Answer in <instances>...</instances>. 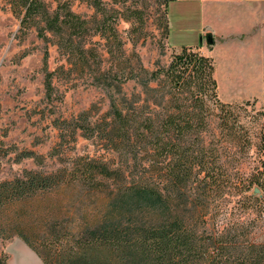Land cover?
<instances>
[{"label": "rangeland", "instance_id": "rangeland-1", "mask_svg": "<svg viewBox=\"0 0 264 264\" xmlns=\"http://www.w3.org/2000/svg\"><path fill=\"white\" fill-rule=\"evenodd\" d=\"M39 1L42 14L36 24L26 29L22 18L5 0H0V184L22 176L24 171L56 175L63 183L52 191L0 208V264H45V260L54 264L67 260L69 253L75 256L71 260L74 264H154L140 251L130 249L126 250L128 261L119 260L114 250L96 241L105 229L126 227L130 220L142 219L148 213L161 214L160 210L148 212L144 204L132 202L123 191L126 184H138L142 176L150 177L152 169L144 164L142 155L136 161L127 139L111 134L108 126L113 119L114 101L124 112L135 108L139 121L151 120L157 127L166 114L175 112L168 74L175 71L174 57L181 51L168 43L169 0H98L116 28L118 39L108 41L91 31L76 46L79 54L70 60L60 48L64 41L60 43L45 31L46 21L58 6L65 4L90 21L92 30L102 19L95 0ZM46 64L55 74L51 97L46 90ZM224 96L219 92L223 102ZM182 97L183 104L192 110L191 95L185 92ZM249 101L250 106L236 103L244 109L235 110L252 129L249 159L233 160V156H239L238 149L226 142L218 143V119L211 118L205 134V145L213 143L211 147L223 157L221 162L227 164L233 182L230 194L221 199L219 226L240 218L235 208L241 199L239 187L247 168L251 164L264 168V111L258 101ZM209 105L214 108L213 101ZM81 115L83 119H78ZM84 118L89 129L96 130L94 136L77 129L73 138L76 120L83 124ZM30 151L35 158L20 157ZM79 158L103 164L111 174L120 172L118 182L105 175L99 177L105 191L70 183V174L82 166V162L76 165ZM158 187L165 197V186ZM246 217L255 220L249 230L251 238L264 242V219L260 213L255 211ZM211 232L208 224L206 235ZM50 243H55V247H50ZM62 244L64 248H60ZM55 248L64 252L61 258L56 257Z\"/></svg>", "mask_w": 264, "mask_h": 264}, {"label": "trees", "instance_id": "trees-1", "mask_svg": "<svg viewBox=\"0 0 264 264\" xmlns=\"http://www.w3.org/2000/svg\"><path fill=\"white\" fill-rule=\"evenodd\" d=\"M5 1L22 18V27L26 29L36 24L37 17L43 11L39 0ZM99 4L95 0L102 19L92 30L90 21L74 13L65 4L58 6L47 19L45 31L51 32L60 43L64 41L60 48L69 60L79 54L80 48L76 46L90 36L91 31L108 41H117V30L110 23L107 11L101 9ZM168 31L169 23L167 38ZM41 35L45 37L44 33ZM180 51L174 57L172 67L175 71L168 74L173 87L170 101L175 105V112L166 114L157 127L151 120L139 121L140 116L135 108L124 112L114 101L113 119L108 126L111 127V134L116 133L127 139L132 151L136 153V161L142 155L144 164L152 169L150 177L140 176L138 184L136 181L126 184L123 191L130 195L132 202L144 204L148 212L160 210L161 214L148 213L142 219L132 218L126 227L113 226L105 229L96 242L110 247L122 261H128L126 250L130 249L140 251L154 264H264V242H256L251 238L249 230L255 225V220L246 217L248 213L250 215L255 211L262 217L264 212V168L253 164L247 168L239 187L241 199L235 208L240 218L235 223L219 226L217 217L223 207L221 199L230 194L233 182L227 164L221 162L223 157L218 150L211 147L213 143L206 146L204 142L211 118H216L218 143L226 142L238 149L239 156H233V160L243 162L244 159H249L253 147L252 129L242 122L241 115L235 111L244 108L236 103H224L220 99L213 58L192 47L183 46ZM47 56L48 54L46 58ZM44 71L47 95L51 97L55 74L48 70L47 64ZM185 92L192 97V110L189 109L190 106L183 104L182 95ZM210 101H213L214 108L210 107ZM250 102L245 101L243 104L250 106ZM253 102L257 104V100ZM261 110L264 111V106ZM83 117L81 115L78 119ZM78 119L73 138L77 129L94 136L96 130L89 129L90 126L85 123L87 118H84L83 124ZM261 147L264 150L263 138ZM20 157L35 158V153L24 152ZM76 161V165L82 162V166L81 169L77 166L70 174V183L87 184L94 190L105 191L99 177L105 175L116 182L120 178V172L111 174L103 164L88 158H79ZM61 183L63 182L56 175L44 176L37 172L24 171L22 176L0 184V208L15 200L52 191ZM160 184L165 186V197L159 190ZM255 189L260 192L255 194ZM208 224H211L213 232L206 235ZM221 228L222 231L219 230ZM50 244V247H55V243ZM60 248H64V245ZM54 253L60 258L64 255L57 248ZM68 255L67 260H58L54 264H74L71 261L75 259L74 254ZM129 255L132 257L133 253ZM45 264L52 263L45 260Z\"/></svg>", "mask_w": 264, "mask_h": 264}, {"label": "crops", "instance_id": "crops-1", "mask_svg": "<svg viewBox=\"0 0 264 264\" xmlns=\"http://www.w3.org/2000/svg\"><path fill=\"white\" fill-rule=\"evenodd\" d=\"M166 10L169 45L215 60L225 103L257 100L264 106V0H170Z\"/></svg>", "mask_w": 264, "mask_h": 264}, {"label": "water", "instance_id": "water-1", "mask_svg": "<svg viewBox=\"0 0 264 264\" xmlns=\"http://www.w3.org/2000/svg\"><path fill=\"white\" fill-rule=\"evenodd\" d=\"M206 41H207V44L208 45H212L214 43V40H213V36L211 34H209L207 37H206ZM260 191L258 189H255L254 190V193L255 194H258Z\"/></svg>", "mask_w": 264, "mask_h": 264}, {"label": "built area", "instance_id": "built-area-1", "mask_svg": "<svg viewBox=\"0 0 264 264\" xmlns=\"http://www.w3.org/2000/svg\"><path fill=\"white\" fill-rule=\"evenodd\" d=\"M262 219H264V212L262 213Z\"/></svg>", "mask_w": 264, "mask_h": 264}]
</instances>
